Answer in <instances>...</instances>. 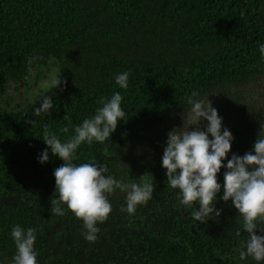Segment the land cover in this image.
<instances>
[{
    "label": "trees",
    "instance_id": "trees-1",
    "mask_svg": "<svg viewBox=\"0 0 264 264\" xmlns=\"http://www.w3.org/2000/svg\"><path fill=\"white\" fill-rule=\"evenodd\" d=\"M261 44L264 0H0V102L9 105L12 89H30L44 72L66 81L40 88L53 101L49 115H34L42 98L0 108V264H13L17 224L37 230V264H264L240 259L247 233L232 202L220 199L227 159L253 152L258 135L264 137ZM123 72L126 89L115 83ZM193 91L209 98L222 130L234 137L217 177L221 215L206 223L191 217L198 204H179L162 167L167 134L190 126ZM117 92L127 120L104 143H82L73 162L106 166L105 175L125 183L147 173L155 191L132 215L120 211L126 193L106 194L112 212L90 243L66 205L63 217L51 213L53 172L63 161L47 149L43 129L64 142ZM45 149L49 160L41 164ZM257 231L264 233V222Z\"/></svg>",
    "mask_w": 264,
    "mask_h": 264
},
{
    "label": "clouds",
    "instance_id": "clouds-1",
    "mask_svg": "<svg viewBox=\"0 0 264 264\" xmlns=\"http://www.w3.org/2000/svg\"><path fill=\"white\" fill-rule=\"evenodd\" d=\"M258 50L264 58V44L259 45ZM62 83L66 84V81H61L59 76L53 78L51 90ZM115 83L126 89L129 73L117 74ZM44 86L49 87V84L45 82ZM197 97L195 91L187 97V103L191 106L187 113L190 126L173 129L167 134L162 167L166 170L167 186L179 190V204L188 208L198 204V209L191 212V217L199 223H206L213 216L221 215V211L215 207L217 194L221 192L217 177L221 169L225 168L223 162L228 158L234 137L227 128L222 130V118L209 98ZM122 99L118 92L110 99H101L99 103L102 106L96 109L92 117L85 118L82 124L76 126L73 134L64 142L47 125L43 129L42 140L47 149L63 161L53 172L57 198L51 200V213L63 217L66 213L61 205H66L67 210L83 222L86 229L84 238L90 243L98 238L100 229L97 225L103 224L112 212L106 194L110 195L117 189L126 193V207L120 211L132 215L138 206L147 204L155 191L154 183L146 178L147 173L139 178V183H125L105 175L108 171L106 166L94 163L77 165L73 162L82 143H104L116 131L118 122L127 120L126 112L121 107ZM52 109L53 101L46 95L42 97L41 107L34 110V115H49ZM64 118H67L66 115ZM201 121L206 124L202 125ZM29 123L34 125L36 121ZM70 126L71 121L69 126L60 131L67 134ZM47 149L40 156L41 164L49 160ZM253 149V152L243 156L233 154L231 159H227L223 195L220 199L231 201L238 216L242 218V228L247 233V239L240 241L241 248L245 249L240 251V259L251 257L261 262L264 261V233L258 234L257 223L264 222V137L258 135ZM235 235L240 237L241 231L238 229ZM11 236L16 248L13 264H37V252L34 249L37 230H25L17 224L12 227Z\"/></svg>",
    "mask_w": 264,
    "mask_h": 264
},
{
    "label": "rangeland",
    "instance_id": "rangeland-1",
    "mask_svg": "<svg viewBox=\"0 0 264 264\" xmlns=\"http://www.w3.org/2000/svg\"><path fill=\"white\" fill-rule=\"evenodd\" d=\"M43 75L45 77H43L42 75L39 76L37 85H34L32 80L29 81V84L31 86L30 89L25 90L24 88H21V90L18 92L13 91L12 89L10 91L12 96L10 104L6 105L0 102V108H2L3 111H11L13 110V108H20L25 104L34 103L39 98H42L40 94V88L45 85V82L50 83L52 80L51 75L47 72H44ZM46 91L48 92L49 88L46 87Z\"/></svg>",
    "mask_w": 264,
    "mask_h": 264
}]
</instances>
